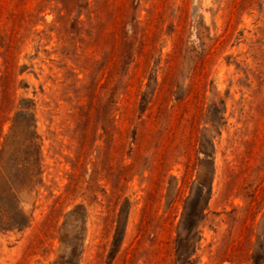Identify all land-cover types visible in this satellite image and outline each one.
Masks as SVG:
<instances>
[{
  "label": "rangeland",
  "instance_id": "374dc122",
  "mask_svg": "<svg viewBox=\"0 0 264 264\" xmlns=\"http://www.w3.org/2000/svg\"><path fill=\"white\" fill-rule=\"evenodd\" d=\"M0 264H264V0H0Z\"/></svg>",
  "mask_w": 264,
  "mask_h": 264
},
{
  "label": "trees",
  "instance_id": "16d2710c",
  "mask_svg": "<svg viewBox=\"0 0 264 264\" xmlns=\"http://www.w3.org/2000/svg\"><path fill=\"white\" fill-rule=\"evenodd\" d=\"M34 169H35V168H34ZM34 169H33V170H34ZM29 171H31V175H32V173H33L32 169H29Z\"/></svg>",
  "mask_w": 264,
  "mask_h": 264
}]
</instances>
